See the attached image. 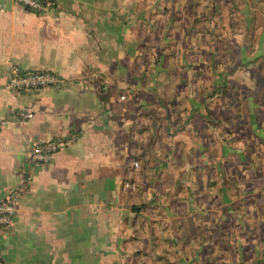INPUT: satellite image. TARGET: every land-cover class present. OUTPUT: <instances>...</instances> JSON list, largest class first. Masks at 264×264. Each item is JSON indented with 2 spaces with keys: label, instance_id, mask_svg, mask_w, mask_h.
<instances>
[{
  "label": "rangeland",
  "instance_id": "rangeland-1",
  "mask_svg": "<svg viewBox=\"0 0 264 264\" xmlns=\"http://www.w3.org/2000/svg\"><path fill=\"white\" fill-rule=\"evenodd\" d=\"M144 12L130 82L112 89L114 116H131L130 162L146 164L118 185L155 221L127 264H264V0Z\"/></svg>",
  "mask_w": 264,
  "mask_h": 264
},
{
  "label": "crops",
  "instance_id": "crops-1",
  "mask_svg": "<svg viewBox=\"0 0 264 264\" xmlns=\"http://www.w3.org/2000/svg\"><path fill=\"white\" fill-rule=\"evenodd\" d=\"M54 2L36 14L0 0V115L7 121L0 198L21 189L11 227L0 230V264H127L141 230L155 222L142 208L161 205L156 194L139 219L138 205L119 188L134 169L132 126L129 112L114 116L111 108L115 83L123 88L131 79L125 58L143 34L132 32L131 19L142 25L145 0ZM13 65L52 71L63 85L16 92L7 81ZM50 140L59 143L52 161L33 168L29 150Z\"/></svg>",
  "mask_w": 264,
  "mask_h": 264
},
{
  "label": "built area",
  "instance_id": "built-area-1",
  "mask_svg": "<svg viewBox=\"0 0 264 264\" xmlns=\"http://www.w3.org/2000/svg\"><path fill=\"white\" fill-rule=\"evenodd\" d=\"M17 5L29 12L36 14L43 13L54 8V0H13ZM8 85L16 91L36 90L49 86L63 85L58 75L49 70H24L16 65L11 66L8 74ZM122 99V97H121ZM23 118H29L31 113L21 114ZM6 119L0 115V126L6 124ZM59 149V143L50 140L43 143L35 144L27 154V160L33 168L50 163L54 154ZM132 168H137L138 163L132 162ZM21 189L11 190L0 198V230H8L14 220L17 212L18 199Z\"/></svg>",
  "mask_w": 264,
  "mask_h": 264
},
{
  "label": "trees",
  "instance_id": "trees-1",
  "mask_svg": "<svg viewBox=\"0 0 264 264\" xmlns=\"http://www.w3.org/2000/svg\"><path fill=\"white\" fill-rule=\"evenodd\" d=\"M105 93H107V92H103V93L100 92V100H102L103 102H107L109 99V96H106ZM145 166H146V164H144V162L141 160L140 163H138V167L132 169L133 171H131L130 176L134 175L137 171L139 172L140 170L144 169ZM130 167L132 168V164L130 165ZM133 209H134V211L139 212L137 206H133Z\"/></svg>",
  "mask_w": 264,
  "mask_h": 264
}]
</instances>
